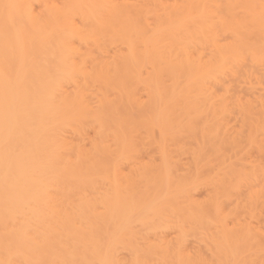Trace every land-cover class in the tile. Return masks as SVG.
Masks as SVG:
<instances>
[{"label": "bare ground", "instance_id": "bare-ground-1", "mask_svg": "<svg viewBox=\"0 0 264 264\" xmlns=\"http://www.w3.org/2000/svg\"><path fill=\"white\" fill-rule=\"evenodd\" d=\"M0 264H264V0H0Z\"/></svg>", "mask_w": 264, "mask_h": 264}]
</instances>
